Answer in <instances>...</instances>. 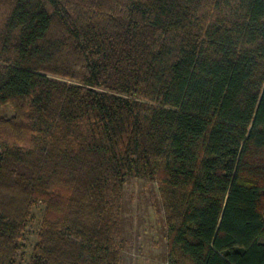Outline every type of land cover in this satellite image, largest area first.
I'll list each match as a JSON object with an SVG mask.
<instances>
[{"label": "trees", "instance_id": "obj_1", "mask_svg": "<svg viewBox=\"0 0 264 264\" xmlns=\"http://www.w3.org/2000/svg\"><path fill=\"white\" fill-rule=\"evenodd\" d=\"M0 46V264H120L156 181L167 264H264V0H14Z\"/></svg>", "mask_w": 264, "mask_h": 264}, {"label": "rangeland", "instance_id": "obj_2", "mask_svg": "<svg viewBox=\"0 0 264 264\" xmlns=\"http://www.w3.org/2000/svg\"><path fill=\"white\" fill-rule=\"evenodd\" d=\"M14 0H0V46L4 23ZM12 105H0V118L13 117ZM45 203L37 201L18 241L14 264H29L42 228ZM114 217L118 223L116 243L120 264H167L164 213L155 180L131 176L126 179L114 201Z\"/></svg>", "mask_w": 264, "mask_h": 264}]
</instances>
